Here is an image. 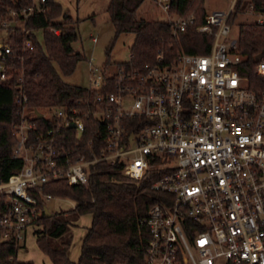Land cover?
<instances>
[{"label": "built area", "instance_id": "obj_1", "mask_svg": "<svg viewBox=\"0 0 264 264\" xmlns=\"http://www.w3.org/2000/svg\"><path fill=\"white\" fill-rule=\"evenodd\" d=\"M154 1L174 35L195 23L193 16L173 19L171 0ZM236 1L196 26L214 37L207 54L182 53L169 64L112 73L91 58L89 95L71 106L29 109L22 80L17 82L21 121L13 127L14 157L23 165L0 181V194L7 195L2 240L20 244L28 228H41L44 207L56 197L44 193L45 184L65 178L87 186L89 167L103 161L138 181L151 170L161 172L153 187L162 196L140 221L149 232L147 264H264V89H253L242 74L238 38H230ZM250 11L255 13L253 5ZM33 12L24 10L22 23ZM10 25L3 23L6 30ZM256 57L254 74L264 83V55ZM15 58L8 35L0 42L1 82L13 80ZM36 117L53 125L32 140ZM90 120L105 128L96 146L84 141Z\"/></svg>", "mask_w": 264, "mask_h": 264}, {"label": "trees", "instance_id": "obj_2", "mask_svg": "<svg viewBox=\"0 0 264 264\" xmlns=\"http://www.w3.org/2000/svg\"><path fill=\"white\" fill-rule=\"evenodd\" d=\"M146 1L110 0L107 12L114 26L115 37L123 33L136 36L130 60L116 64L115 70H144L159 63H172L182 53H209L214 37L196 31V26L205 23L209 15L204 0H171V16L184 19L193 16L195 19L194 24L177 35L173 33L172 23L145 20L139 16ZM251 5L255 13L264 16V0H237L229 18L230 23L233 24L239 14L250 11ZM31 7H34V12L22 23L23 11ZM12 12H16V16L13 17ZM68 15L53 0L39 2L38 5L34 0H0V40L2 32L6 30L3 23L6 20L14 22L6 31L16 54V58L10 62L16 69L13 80L9 83L0 81V181L8 180L23 165L20 158L14 157V146L18 139L13 127L21 121V106L16 103V84L20 79L29 109L43 111L47 107L71 106L89 95L86 87L69 84L63 78L72 75L78 63L84 59L73 48L78 34L75 22ZM60 17L63 19L60 20ZM55 30L59 33L56 34ZM38 31H41V38ZM27 42H30V46L25 48ZM238 42L245 66L242 74L250 78L253 89H264L263 81L254 74L255 57L264 55V23L241 24ZM108 66L103 67L105 72H109ZM31 122L35 126L30 132L32 140L39 132L53 125V122L39 117ZM66 133L71 135L72 140H77L74 130L67 129ZM104 137L103 124L96 120L87 122L84 133L86 144L93 141L96 146ZM160 173L151 170L144 180L138 181L126 175L121 166L102 161L89 167L87 186L69 183L65 178L45 184L44 193L71 198L75 206L68 211L52 212L50 217L43 213L38 220L41 228L35 231L39 249L50 258L52 264H72L69 258L73 245L72 229L78 225L81 217L91 215L92 224L82 239L77 264H147L145 248L149 232L140 221L147 217L149 209L162 196L153 187ZM38 199L44 207L41 196L38 195ZM6 200L7 195L0 194V216L6 209ZM18 249L17 242L4 241L0 235V264H34L18 261Z\"/></svg>", "mask_w": 264, "mask_h": 264}, {"label": "rangeland", "instance_id": "obj_3", "mask_svg": "<svg viewBox=\"0 0 264 264\" xmlns=\"http://www.w3.org/2000/svg\"><path fill=\"white\" fill-rule=\"evenodd\" d=\"M68 12L70 19L75 22L74 27L78 34V40L73 43V48L80 52L84 59L77 65L76 70L70 76L63 77L72 85L88 87L92 78L89 68V60L92 58L93 66H108L107 73L115 71V65L128 62L131 58V47L135 41V34L123 33L115 37L114 26L110 21L107 12L110 0H53ZM39 0H34L36 5ZM233 0H204V7L210 13L214 11H228ZM38 7V6H37ZM68 15V16H69ZM139 16L145 20L167 21V15L157 5L154 0H147L141 7ZM173 19L177 17L172 16ZM261 16L251 11L239 14L232 24L230 38L237 39L239 26L243 23H255ZM63 18L60 17V20ZM68 27L70 25H67ZM5 30L1 34L0 42H6L8 32ZM41 38V31H38ZM97 42H93V38ZM43 112H46L43 110ZM75 202L67 197H54L47 201V208L52 212L68 211L73 209ZM92 224V216L81 217L78 225L72 229L73 245L69 251V258L72 264H77L81 253L82 239L86 235L88 228ZM34 227L27 229L26 237L19 244L17 260L21 262H33L34 264H52L50 258L45 255L36 243Z\"/></svg>", "mask_w": 264, "mask_h": 264}, {"label": "water", "instance_id": "obj_4", "mask_svg": "<svg viewBox=\"0 0 264 264\" xmlns=\"http://www.w3.org/2000/svg\"><path fill=\"white\" fill-rule=\"evenodd\" d=\"M260 56H261V55H257V57H256V60H257V61L260 59ZM72 127H74V125H73ZM44 212H45V216H46V217H50V216H52V213L49 211V209H48L47 207H44Z\"/></svg>", "mask_w": 264, "mask_h": 264}, {"label": "crops", "instance_id": "obj_5", "mask_svg": "<svg viewBox=\"0 0 264 264\" xmlns=\"http://www.w3.org/2000/svg\"><path fill=\"white\" fill-rule=\"evenodd\" d=\"M207 11V10H206ZM207 13L209 14V12L207 11ZM254 14H256V15H258L257 13H254ZM260 16V15H259ZM264 17V16H263ZM52 263V262H51Z\"/></svg>", "mask_w": 264, "mask_h": 264}]
</instances>
